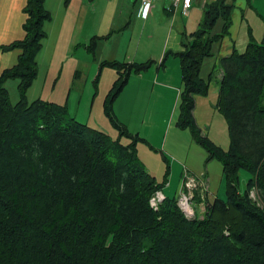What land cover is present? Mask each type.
<instances>
[{
    "label": "trees",
    "instance_id": "16d2710c",
    "mask_svg": "<svg viewBox=\"0 0 264 264\" xmlns=\"http://www.w3.org/2000/svg\"><path fill=\"white\" fill-rule=\"evenodd\" d=\"M234 5L206 1L198 27L182 32V49L161 61L169 53L180 59L177 125L223 164L225 195L205 197L203 216L189 217L177 196L152 205L168 174L158 181L149 171L138 150L144 137L113 106L131 72L152 59L102 62L117 70L104 99L116 136L77 118L67 103L29 100L52 12L45 0L26 1L24 36L0 43V51L21 50L14 64L0 62V264H264V38L252 36L220 59L215 106L227 119L229 148L203 133L194 115L195 95L208 94L215 76L216 67L202 75L204 58L229 33ZM219 18L223 27L213 32ZM100 37L93 35L90 51ZM9 78L19 79L16 102ZM241 169L250 173L244 191Z\"/></svg>",
    "mask_w": 264,
    "mask_h": 264
},
{
    "label": "crops",
    "instance_id": "0c3cea01",
    "mask_svg": "<svg viewBox=\"0 0 264 264\" xmlns=\"http://www.w3.org/2000/svg\"><path fill=\"white\" fill-rule=\"evenodd\" d=\"M27 0H0V43L9 42L16 38H21L25 34V30L23 27V23L26 20L27 14L24 11L23 7L26 4ZM45 0V4L47 8H49L52 12L51 19L45 22V30L47 35L44 38L43 45L37 54L38 61V75L40 74V61H44V63L52 64L53 59L56 58L58 60L62 59V55L66 58L73 53H77L80 49H85L87 51V42L93 35H100L101 37L98 39L97 48L101 40L106 39L111 24L105 26V28H101V25L98 24V30H95L92 25V31L85 33V38L81 40L85 31V25L88 20V17L93 15L94 11H97V3L93 0ZM128 7L130 6L129 13L127 14H136V16L143 17L140 12V2L138 0H129ZM208 0H193L192 4L189 8L188 13H183L181 7L174 10H168L167 7L170 4V0H157L155 5L151 10L145 11L146 17L148 18L151 14H154L160 4V7L163 8L164 12L169 15L171 18L172 25L170 26L168 33V40L165 42L164 47L160 51V59L164 56L166 51H178L182 48V32L185 30L189 32V26L191 24L190 17L193 14V11L197 5L201 4V7H204L205 2ZM233 1V0H229ZM234 8L232 13V23L229 29V33L226 34L222 41L219 43V50L217 53L210 55L206 61H209L211 58V68L208 73H205V70L202 66V75L207 76L210 71L215 68V76L210 83L209 92L206 95L196 94L195 99V108L194 115L202 127L203 133H207L210 135L211 125L213 122V118L217 113L222 114L216 105L218 95H219V81L223 75V68L220 64V59L224 55H228L232 52L234 46L237 47V39L238 36L243 29V25L245 24L247 38H244L246 43L253 36L257 40H261L264 38V0H234ZM116 2L114 0H108L106 3V8H114L116 7ZM107 10V11H108ZM182 14L187 15L189 20H185L179 14L180 11ZM107 11L103 10L101 14L110 21V14L106 13ZM201 19V18H200ZM176 21H179L180 27L178 31L174 30V26ZM92 23V20H91ZM93 24V23H92ZM94 26V25H93ZM102 29V30H101ZM104 29V30H103ZM174 32V40L173 43H170V38ZM109 36V35H108ZM218 44V43H216ZM216 44L214 46V51L216 49ZM246 47V46H245ZM238 48V47H237ZM89 50V48H88ZM90 51V50H89ZM21 50L16 48L8 51H0V62L1 69L7 66L14 64L17 61L18 55ZM95 52V53H94ZM92 53L93 60H91V68L92 65L95 69H99L101 65V60L96 61L97 51H90ZM163 55V56H162ZM175 56H177L175 54ZM179 58V57H178ZM5 59V64H2V60ZM163 59V58H162ZM157 60V59H156ZM180 60V59H179ZM176 62V61H175ZM164 63H161V66L158 65L156 71L154 72L151 69L150 73H132L129 76L128 82L125 87L118 95V97L114 101V110L119 115L121 109L126 112H133L135 107L138 105L139 98L138 96L140 92L146 91L147 85L151 83L152 91L150 92V96H153L155 93L159 94V92H167L169 106L167 108L168 111L174 109V113H176L177 107L179 106V94L182 87V76L180 63L177 61L175 63V69L173 71V76L170 75L168 66ZM162 65L164 71H162ZM219 65V66H217ZM72 68H75L76 75L79 72V65L77 62L73 63ZM102 70L100 72L102 73ZM91 73V72H90ZM90 73L86 74V79H91L92 81H96V77L99 75L93 71V76H90ZM100 73V75H101ZM140 74V75H137ZM147 74H149L147 76ZM95 76V77H94ZM38 77V76H37ZM46 77V76H45ZM45 77L41 81L42 85L45 84ZM36 80V79H35ZM139 80L143 82V88L140 87V90H134L132 92V96H136L132 99H126V90H128V86ZM35 82V81H34ZM33 84L29 87L27 91L28 98H30V92L33 90ZM145 82V84H144ZM92 84V83H91ZM92 86V85H91ZM142 86V85H141ZM138 93V94H136ZM136 94V95H135ZM156 95V94H155ZM157 96V95H156ZM42 97V96H39ZM95 97V96H94ZM35 99V98H34ZM33 100V99H32ZM91 105H87L86 109L82 111L84 116L90 117L94 111V98L93 93L90 94ZM80 102V101H79ZM69 105V100L67 101ZM150 104V103H149ZM148 104V105H149ZM70 108V106H69ZM121 108V109H120ZM179 108V107H178ZM71 111V108H70ZM104 111V109H103ZM149 111V107L147 106L143 112L145 113V117L147 116ZM72 113V112H71ZM105 113V112H104ZM173 113V111H172ZM73 114V113H72ZM179 114V113H178ZM77 117V113L73 114ZM222 116H224L222 114ZM78 118V117H77ZM225 118V117H223ZM81 119V118H79ZM226 119V118H225ZM223 119V120H225ZM84 121V120H83ZM174 126V129L172 127ZM186 130L187 128H181L178 125L170 124L168 126V132L164 139V141H159L157 146L162 147L163 150L169 152L170 155H173V160L170 161V155L167 154L169 161V168H166L161 172V169L158 165V157L155 153H152L149 149H144V160L147 168L151 173H153L158 181H163L167 175V182L163 185L162 191L165 195H173L178 196L180 190L183 186L184 176L189 173L195 175L200 179V185L194 191V203L196 209L198 211L199 216H203L205 211V197H208L209 200H213L216 196H224L225 195V180L223 173V164L217 158L208 159L207 150L199 144L193 136L190 134L188 140H186ZM133 132H135L133 130ZM136 132L141 134V129H138ZM169 134L171 137L169 138ZM227 134L228 131H227ZM146 137V136H143ZM147 138V137H146ZM215 139L214 137H212ZM148 139V138H147ZM229 140V137L227 138ZM186 140V143L184 142ZM216 140V139H215ZM139 141L138 147L140 146ZM150 142V141H149ZM218 142V140H216ZM220 143V142H219ZM140 150V149H139ZM145 153H148V156H145ZM141 154V151H140ZM165 154V153H164ZM142 155V154H141ZM150 159V161H149ZM158 161V162H156ZM168 172V173H167ZM163 177V178H162ZM200 197L202 199H198Z\"/></svg>",
    "mask_w": 264,
    "mask_h": 264
},
{
    "label": "rangeland",
    "instance_id": "374dc122",
    "mask_svg": "<svg viewBox=\"0 0 264 264\" xmlns=\"http://www.w3.org/2000/svg\"><path fill=\"white\" fill-rule=\"evenodd\" d=\"M93 1L97 3V11H94L93 15L91 17H88L85 25V31L81 40L85 38V33L92 31V27H94L95 30H98L96 29L98 28V24L101 25V28H105L106 25L111 24L108 30L110 34L106 33V39L101 40L98 48L96 47L95 49V51H97L98 53V58L96 59V61L102 59L100 61L101 65L99 69H95L93 65L91 68V60L95 61V58L93 59L95 55L92 56V53H90L88 48L87 51L85 49H80L77 53H73L72 56L69 53L67 58L64 55L61 56L62 59L60 60L54 58L51 65H47L46 63H44V61H40V74L37 75L38 77H36V80H34L35 82L33 88H31L33 90L30 92L29 100L38 98L39 96H42V98L47 100L58 101L61 103H67V101L69 100L71 112L73 114L77 113V117L81 118L80 120L87 121L90 124L98 125V127L103 128L106 131L108 130V132H111V134H114V136H116L117 129L112 126L111 121L104 113L103 109L104 99L108 91L110 90L115 78L117 77V70L113 66L107 64L102 65V62L104 59H117L129 62L147 61L151 58L153 62L147 69L133 71L132 73H150L151 69L155 72L158 65L161 66L163 57L160 61L158 60L160 59V51L164 47L165 42L168 40V33L172 23L171 18L164 12L163 8L160 7V4L154 14H151L148 18H145V13L142 15L143 17H138L136 16V14L132 13L127 14L130 10V6H127L128 3H130L129 0H114L117 5L116 7L111 8V10L110 8L109 10L108 8H106V3L108 0ZM193 9V14L190 17L191 24L189 26V32L198 27V23L204 12V7L202 8L201 4L197 5L196 3L195 8ZM103 10H108L106 13L110 14V21L107 20L104 14H101ZM179 14L182 18H185L187 16L185 14H182L181 11ZM91 20L93 24L91 23ZM185 20H189V17H186ZM90 25H92V27ZM179 27L180 23L179 21H176L174 30L178 31ZM222 27L223 19L219 18L213 28V32L221 31ZM244 38H247L245 24L243 25V29L241 30L237 39V47L240 50H243L247 44V41H245ZM173 40L174 32L172 34V37L170 38L171 44L173 43ZM90 41L91 38L86 44L88 45ZM219 43L216 44V49L213 54L218 52L220 48ZM181 49L182 48H180V50ZM208 57L209 56L205 57L203 61V68L206 74L210 70L211 64H213L211 63V58H209V61L205 63ZM177 61H179L180 63L178 56H175L174 53H169L167 59L165 60V64L168 66L171 76H173L175 63H177ZM5 62L6 60L3 59L2 64H5ZM74 62H77L79 65V72L77 75L75 68H72ZM163 65L161 68L162 71H164ZM101 69H103L102 73L100 72ZM93 71L99 75V77H96L95 82L91 79L87 80L85 76L86 74L91 72L90 76L92 77L94 74ZM148 75L149 74H147V76ZM44 77L45 84L44 86L42 85L41 88V81L42 79H44ZM18 82V78H9L6 81V86L9 89L10 97L13 102H16L20 97ZM136 82L139 83H133L128 86V90H126L127 96H125L126 99H132L136 97L132 96V92H134V90H140V87L143 88L142 81L140 82L139 80H137ZM151 91L152 88L150 83L147 85L146 91H141L138 95L140 96L139 102L133 112H126L125 110L120 108L121 112L117 116L119 120L127 124V126L132 131L134 130L136 132L138 129H141V136H146L148 139L144 137L143 142L145 143L140 142V146L138 147V150L140 149L139 155L141 156V158L142 156L144 157V149H149L150 151H152V153H155L158 157V161H160L156 162H158L161 172H163L165 168L167 169L168 165V161H166L164 153L169 154V152H166L162 149V147L157 146V144L161 140L164 141L168 132V126L170 124L177 125L179 108L177 107L176 113H174V109L168 111V93H164L162 91L159 92L160 95L155 93L157 96L155 94L153 96H150ZM91 93H93L94 98V111L93 114H91L87 119V116H84L82 114V111L86 109L87 105H91ZM147 106L149 107V111L147 116L145 117V113L143 112V110H145ZM223 117L224 116H222V114L217 113L213 118L210 137H214L216 140H218V143L220 142L219 144H221V146H223L224 148H229L230 134H227V131L229 133V125L227 119ZM172 129H174V126L172 127ZM186 133L187 134L185 138L186 140H188L190 137V130L188 128L186 130ZM170 137L171 134H169V138ZM228 137L229 140L227 139ZM123 140H127V138L124 137ZM186 140L184 141L185 143ZM140 151L142 155L140 154ZM145 156H148V153H145ZM169 157L170 161H172L173 155H170ZM249 175L250 173L246 169L240 170V188L242 191H244L246 187V182ZM252 194L255 198H258L256 190H253ZM195 213L198 214L197 209Z\"/></svg>",
    "mask_w": 264,
    "mask_h": 264
},
{
    "label": "built area",
    "instance_id": "2783aa9c",
    "mask_svg": "<svg viewBox=\"0 0 264 264\" xmlns=\"http://www.w3.org/2000/svg\"><path fill=\"white\" fill-rule=\"evenodd\" d=\"M140 2V12L143 14L149 11L155 5L157 0H138ZM193 0H170L168 5L169 10L178 9L181 7L183 13H188ZM200 185V179L195 175L187 173L184 176L183 186L178 196V203L186 213L187 216H195L196 206L194 203V191ZM165 194L162 190L158 189L151 197L153 206L158 207L159 203L164 199Z\"/></svg>",
    "mask_w": 264,
    "mask_h": 264
}]
</instances>
